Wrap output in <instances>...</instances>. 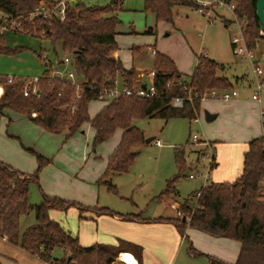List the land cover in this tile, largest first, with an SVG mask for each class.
Here are the masks:
<instances>
[{
    "label": "trees",
    "instance_id": "trees-1",
    "mask_svg": "<svg viewBox=\"0 0 264 264\" xmlns=\"http://www.w3.org/2000/svg\"><path fill=\"white\" fill-rule=\"evenodd\" d=\"M60 1L0 0V24L7 30V18L10 22H17L22 32L30 37L43 36L53 46L61 43L63 52L71 56L74 72L88 83L78 90L68 81L53 77L54 69L50 67L35 84H31L38 93L31 90L25 96L27 79L13 77L9 81V77L1 76L0 92L2 94V87L3 94L0 96V113L19 114L53 134L66 133V139L81 133L83 127L89 124L94 130L93 148L109 141L117 130H123L120 143L109 156L108 166L99 180L109 192L118 194L117 187L108 180L128 173L139 155L134 149L146 141L144 132L134 125L136 120H194L201 111L200 97L205 91L231 90L233 84L220 74L222 65L209 57H199L190 81H186L178 72L175 62L169 56L157 52L153 64L156 72L153 83L157 96L154 99L119 97L111 100L91 118L89 108L93 101L100 100L101 88L115 87L120 77L123 86H135V70L126 69L117 56V26L121 23L118 13L123 10V2L111 0L103 7H87L82 3L68 2L65 20L55 17L29 20L28 14L35 8L45 4L55 5ZM228 1L235 5V14L239 21L245 22L243 35L248 48L255 50L257 42L264 38L256 17L257 0ZM176 7L197 9L198 3L196 0H145L143 11L153 14L157 21L173 23ZM153 32V29L146 28L143 34L151 35ZM24 49L26 48L8 46L5 34H0V55L13 56ZM38 56L42 59L43 53ZM184 84L187 89H192L193 102L185 101L183 107L175 108L170 105L171 99L175 96H187ZM28 151L37 160V169L30 176L0 160V237L18 243L21 249L38 256L45 263L114 264L118 256L129 254H121L122 252H132L126 250L123 243L117 247L104 244L84 247L77 237L49 216L50 210L66 212L70 207H75L84 212L92 210L90 208L46 194H43L40 205L29 204L30 185L35 183L39 186L40 174L51 161L31 149ZM175 157L183 170L186 167L185 151L177 150ZM263 157L262 137L253 139L244 153L243 170L236 180L211 184L198 192L201 193L200 196L196 193L186 199L178 208L181 218H158L154 222H172L182 236L187 228H191L215 238H227L240 243L241 248L235 263L209 257V264H264V201L261 199ZM214 167L215 163L212 169ZM173 184H168L161 199L177 195ZM31 211L35 213L36 223L28 227L19 238V220L22 215ZM95 211L110 214L107 208ZM132 247L135 248L137 260L130 255L125 257L131 258L136 264L137 261L142 264V248ZM56 248L64 253L59 259L52 258ZM189 251L196 252L192 246Z\"/></svg>",
    "mask_w": 264,
    "mask_h": 264
},
{
    "label": "rangeland",
    "instance_id": "rangeland-1",
    "mask_svg": "<svg viewBox=\"0 0 264 264\" xmlns=\"http://www.w3.org/2000/svg\"><path fill=\"white\" fill-rule=\"evenodd\" d=\"M110 1L111 0H77L78 3H82L87 7H103L108 5ZM121 1L123 2V10L118 13V18L122 21L120 25L121 31L128 32L133 28V30L144 32L146 26L150 24L153 25V27L155 26V23H153V16L143 11L145 0ZM213 16L215 17L213 22L209 23L207 17L202 16L199 12L191 8L176 7L174 9L173 23L159 21L160 23L157 26L159 30L157 48H159V44L164 45L171 51L173 57L182 61L183 66L186 68L185 70L191 72L195 70L196 66V64L193 66L192 61L194 60L195 54L199 51L206 53L209 58L222 65L223 70L220 74L227 77L235 89H238L236 79L239 77H244L254 82L253 64L249 60H244L235 56L232 52L231 39L233 36H239V29L236 23H234L233 14L230 10L223 8L219 11L216 10ZM28 17L29 20L34 19L31 18L32 16L30 13ZM5 19L7 30H4L2 24H0V34H5L7 45L10 47H24L26 49L13 56L0 55V77L24 78L28 80L26 83L29 84L30 81L39 79L43 72L52 66L54 69L60 68L65 73L72 70V61L69 64L62 63L66 57L71 60V56L63 52L61 43H57L53 46L51 42L43 36L40 38L30 37L22 32L17 22H10L7 18ZM227 21H230L228 27L225 26V22L227 23ZM167 33L170 35L165 37L164 35ZM121 37L122 35L119 39L120 45L125 41L124 38ZM165 47H163V49ZM140 48L142 51L139 56L135 57V64L143 69H152L154 56L147 52L149 49L148 47L141 46ZM39 53H43L42 59L39 58ZM126 53H128V51ZM253 53V62L258 64L264 71V38L257 42L256 49L253 50ZM129 56L131 57V55ZM190 74L191 73H185L182 75L183 79L190 81ZM261 78L264 80V76ZM1 89L3 94V88L1 87ZM2 94L0 92V96ZM249 95L250 91L240 90L238 98L244 100L249 97ZM110 101L111 100L107 98L93 101L90 105V115L93 117L100 108ZM262 106V109H264V90L262 92ZM249 112L250 107L248 106V113ZM14 115L16 120L8 127H11L10 132H12L11 130H16V144L21 145L22 141L25 142V140H28V143L32 144L31 148L36 144V146L40 148L44 147L47 149L46 152L51 155V157H45L52 161L46 166L50 167V169L47 171L45 170V172L43 169L40 174V179L43 176L45 178L44 188L40 182L39 186L32 183L29 187L28 202L33 206H38L42 203L43 194L46 193L45 189L50 188L48 191H61V187L51 175V173H54L56 170L65 174H71L70 171L74 170V173L80 174V178L84 176L83 178H87V180L91 179L94 173L100 171L102 165L107 166V162L102 163L103 158H109L117 146V140L122 135V130H117L110 142L93 148L92 139L94 132L91 128H88L84 135L75 139H66V136H57L54 134H50L51 138H48L49 136L45 135L49 132L43 135L41 134L43 132L38 130L36 128L37 126L28 118L19 114ZM245 124L246 120L244 118V113H242L240 109H226V107H220L219 117L210 122L206 120L204 113L201 114L197 122L186 118H175L168 122L160 118L136 120L134 125L144 132L146 139L154 138V140L160 141L161 146L157 147L153 140L151 143H146L145 141L144 144L134 149V151L139 152V155L128 173L116 176L115 178L111 177L108 180L117 187L118 194L109 192L105 184L98 180L95 185L97 189H101V202L109 204L112 206L111 209L114 208L113 210H118L116 212L120 214H129L133 212L135 214L139 213V216L143 218H150L155 214L162 215L163 218H181L182 216L178 214L179 205H176V202L182 204L186 199L200 192L206 185L209 186L214 176L213 168L210 170L209 176L211 174V179L208 181H205L203 177L198 179L190 178L192 174L206 175L208 173V160L204 158L206 148L195 142L193 136L198 135L200 141L211 138L213 141H217L216 143H211L215 154L214 163H216V154L218 150L228 155V148L225 147L229 145H227L226 142L232 139L237 141L240 136H245L247 129ZM0 127H4L6 132L7 121L5 122L2 120ZM55 143H58V148L55 147ZM88 143H90V146H87ZM224 143L225 145H223ZM181 149L185 151L186 160V167L183 170L180 169L175 157L176 151ZM28 150L30 149L25 151L28 153L26 157L30 156L31 158H35V155H31ZM32 160L34 161L36 159ZM34 163L36 162L34 161ZM31 170L32 171L27 172H34V169ZM104 172H102V175L100 173L101 177ZM89 181L91 182L92 180ZM170 182L174 183L173 185L177 191V195L165 196L161 199V195L167 189ZM71 188L72 187L68 188L70 190H67L69 191L68 196H70L71 199H65V201L77 203L79 201H77L78 199L76 198L79 197L76 196V191H72ZM86 192H88V189L85 190V193ZM46 195H48V193H46ZM81 197L84 198V196ZM261 199L264 201V198ZM136 207H139V209ZM74 208L75 207H70L67 212L50 210L49 216L52 220L58 222L67 232L78 237L80 236L79 231L81 227L78 213H73V210H76ZM84 212L80 211V215H83ZM35 223L34 211L22 215L19 220V238H21L28 227L33 226ZM159 223L161 224L159 228H163L166 234L170 226L178 232L176 226L172 222L162 221ZM186 231L183 236L180 235V238H182V247H177L174 240L169 241L166 247V256L168 257H166V264H209L208 257L205 255L202 256L199 254L197 256H191L189 249L193 245L190 244L189 241L191 237L190 239L186 238ZM189 236H191L190 233ZM83 241H86L84 237ZM194 247H196V244ZM63 255V251L60 248H56L52 254V258L59 259ZM118 258L120 257L118 256L116 258L114 264L118 262ZM0 264L46 263L21 250L20 246L11 244L0 237Z\"/></svg>",
    "mask_w": 264,
    "mask_h": 264
},
{
    "label": "crops",
    "instance_id": "crops-1",
    "mask_svg": "<svg viewBox=\"0 0 264 264\" xmlns=\"http://www.w3.org/2000/svg\"><path fill=\"white\" fill-rule=\"evenodd\" d=\"M72 3L77 4L78 2L77 0H73ZM150 15H152L154 18L153 23H155V26L153 27V25L150 24L149 26H146L145 29L146 28L153 29L154 32L151 35H144L143 31L139 32V31L133 30L132 27H131L132 29H130L128 32L121 31L120 25L122 21L117 26L116 40H117L118 47H119V50L117 51V56L120 57L126 69L135 70L136 72L135 85L138 86L141 84H149L151 81L149 76L145 75L144 77H142L141 75L146 74L147 72L153 69V68L150 70L143 69L140 66H137L135 64V57L141 54V51H142L140 48L141 46L148 47L149 49H154L156 50V52L169 56L175 62L178 72L181 75H184L185 73H191L190 77H192L194 71L192 70L191 72L189 70H185L186 68L185 66H183L182 61L177 60L175 57H173L171 51L168 48H166L164 45H161V44H159V48H157L158 42H159L158 41L159 30L157 26L159 25L160 22H163V21L159 22L156 20L153 14H150ZM229 24L230 23L225 22L226 27H228ZM121 35H122L121 38H124L125 41L120 45L119 39ZM169 35L170 34L167 33L164 36L168 37ZM261 35L262 37H264L262 33ZM153 41H154V44H153ZM163 47L165 48L163 49ZM149 49L147 50L148 53H149ZM126 50L128 51V53H126L127 52ZM200 53H202V51H199L197 54H195L194 60H192L193 66L195 64L197 65V57ZM129 55H131V57ZM58 69L61 70L60 68ZM122 82H123L122 78L120 77L118 79V85L123 86ZM236 84L238 85L239 90L236 89L238 90V92H240V90L250 91L249 97H247L244 100H240L238 96L230 101L212 100V99L204 100L201 102V111L198 114L197 118L194 120H191L195 122L199 121L201 114L202 113L205 114V112H209L212 115H216L215 119H217L220 115V107L222 108L226 107V109H234V110L240 109L241 112L244 113V118L246 120L245 125L247 126L245 136L243 137L240 136L237 141L235 139H232L226 142V144L230 146V147L229 146L225 147V148H228V155L223 154L221 151L219 152V150L217 152V148H216L217 154H216V163H215V167L213 171L214 176L212 175L214 180L212 179V182H210L211 184H220L223 182H233L234 180H236L242 173L244 153L248 150L249 142L252 141L253 139L262 137V134L264 131L262 123H261V116H260V112L263 106L262 104H258L257 102L251 99V95L253 91V81L248 80L244 77L243 78L239 77L236 79ZM233 89H235L234 86H233ZM248 106L250 107L249 113H248ZM102 108H100V110ZM89 112H90V108H89ZM96 114L93 117L90 115L91 118H94ZM14 116L15 115L13 113L6 112L4 115L0 113V126H1L2 120L5 122L7 121L6 132L4 130V127H0V160L10 165L14 169L20 172L26 173L30 176L37 169V160H34L36 162L34 163L32 159H36V156L35 158H31L30 156L26 157V154L28 153H26L25 151L27 149H31L34 152L42 156L45 155L44 157L46 156L51 157V155L48 154V152H46L47 149H45L44 147L40 148L36 146V144L35 146H33V148H31L32 144H29L28 140H25V142L22 141L21 145L16 144V130H11L12 132H10L11 127H8L16 120V117ZM215 119L211 121H214ZM36 128L40 130L41 132H43L41 133L43 135L49 132L47 133L49 135L46 134L45 136H49L48 138H51L50 134H53V133L39 126H37ZM88 128H91V127L89 124H86L83 127V130L81 133L73 136L70 139H73V138L75 139L81 135H84L87 132ZM65 134L66 133L54 134V135L65 136ZM121 134H123V130ZM113 137L110 140H112ZM121 137H119V139L117 140V146L120 143ZM110 140L105 143H102L101 145L110 142ZM206 140L211 143L217 142V141H213L212 138L206 139ZM54 145L57 148L59 147L58 143H55ZM223 145H225V143ZM87 146H90V143H88ZM157 147H160V146H157ZM106 162L108 166V158H105V159L103 158L102 163H106ZM107 166L102 165L100 168V171L99 172L97 171V173H94L91 179H89V180H92L91 182L87 180V178H83L84 176L80 178L79 177L80 174L74 173L73 172L74 170L70 171L71 174L61 173L59 170H56L54 173H51V175L56 180L58 185L61 187V191H48L50 188H47L45 189V192L48 193L47 196H50V197L59 196V198L63 200L71 199L70 196H68L69 191L67 190H70L68 188L72 187L71 188L72 191H76L75 194L77 197H79V198H76L78 199L77 201H79L77 203L82 206L84 205V207L92 209L89 211H85L83 215H80L81 213L78 208H74L76 210H73V213L77 212L79 215L78 217L80 221V227L82 229L80 228V231H79L80 236H78L77 238L79 239V242L82 246L87 247V246H91L94 244H104L108 246L117 247L121 243H123V245L127 247L126 250L132 251L133 253L132 252H122L121 254L129 253L122 257L130 255L136 259L135 254H134L135 248L132 247V246H136V247L142 248V264H166V261L168 258L166 256V253H167L166 247L169 241L174 240V243H176L177 247H180V246L182 247V243H181L182 238H180V234H178L176 229L172 228L171 226L169 227L167 234L163 228H159L161 224L159 222L158 223L154 222V220L158 218H163L162 215L155 214L154 216L150 218H145V217L143 218L142 216H139V213L135 214L132 212L129 214H120L119 212H116L118 210H113L114 208L111 209L112 206H110L109 204L102 203L100 200L101 189L100 188L97 189L95 184L98 182V180H100L101 178L100 173L102 175V172H104ZM31 169H34L33 170L34 172H27V171H32ZM49 169L50 167H46L44 168L43 171L45 172V170L47 171ZM113 177L115 178L116 176H113ZM210 179H211V174H210ZM39 182L42 183V186L44 188V182H45L44 176L39 180ZM69 183H70V186H69ZM263 188H264V185H263ZM87 189H88V192L85 193V190ZM81 196H84V198H82ZM262 198H264V195L262 196ZM176 205H179L180 207L181 204L176 202ZM103 208L109 209L110 214H101L100 212L98 213L95 211L96 209H103ZM136 208L139 209V207H136ZM186 233H187L186 235L187 239H190L191 237L189 241H190V244L193 245L192 247H194V245L196 244V247H194L196 254L191 253L189 251L191 253V256H197L200 254L202 256L204 255L207 256L208 260H209V257H217L228 263L236 262L240 248H241V245L239 242L235 240L227 239V238H215L205 233H202L200 231H197L195 229H191V228H187ZM189 233L191 234V236H189ZM83 237L86 239L85 242L83 241ZM1 239L6 240L7 242L11 244H14V245L16 244V246H19L18 243L11 242L6 237L5 238L1 237ZM27 253L29 255L31 254L29 252ZM31 256H33L34 258L40 259L36 255L31 254ZM40 260L43 261L42 259ZM137 264H139L138 261H137Z\"/></svg>",
    "mask_w": 264,
    "mask_h": 264
},
{
    "label": "built area",
    "instance_id": "built-area-1",
    "mask_svg": "<svg viewBox=\"0 0 264 264\" xmlns=\"http://www.w3.org/2000/svg\"><path fill=\"white\" fill-rule=\"evenodd\" d=\"M68 2H73V0H61L59 3L52 5V4H45L41 5L35 10L30 13L32 16L31 18H44V19H51V18H58L60 20H65L66 18V9H67V4ZM198 3V8L193 9L197 12H199L202 16L207 17L208 22L212 23L214 20L215 11L220 10L223 8H226L231 11V13L234 16V23H236V26L239 29V36H233L231 39V45H232V52L235 56L240 57L241 59L244 60H249L253 64V74L255 76L254 82H253V91L251 95V99L258 104H262V92L264 90V80H262V76H264V71L263 69L253 62L254 59V53L253 50L249 49L246 43V40L244 38L243 32H244V26L245 22L241 23L235 14V5L233 3H230L228 0H196ZM4 30L6 29L5 26H3ZM149 53L152 54L153 56L156 55V50L154 49H149ZM208 57V55L204 52L200 53L197 57V64L199 63V57ZM71 60L66 57L63 63L69 64ZM149 76L151 79L149 84H141L138 86H134L132 88L126 87V86H119L116 85L113 88H107L103 87L100 89V99H116L119 97H135V98H143V99H154L157 96V90L156 87L153 83V80L156 76V72L154 70H151L147 72L146 74H142L141 76ZM53 77L68 81L71 83L73 86H75L78 90L84 88V86L88 83L82 79H79L77 74L74 72L72 69L68 73H65L63 70L56 69L54 70ZM12 78H9V81H11ZM38 81V79H34L29 82L25 86L24 89V95L28 96L29 92L32 90L33 93H38L36 87H31V84H35ZM180 84H183L181 81L179 82ZM184 88L187 91V96L186 97H180V96H175L171 99L170 105L175 107V108H181L183 107L185 101H189L190 103L193 102V97H192V89H187L185 87V84L183 85ZM239 96V92L236 89H231V90H208L205 91L201 97L200 100L201 102L204 100H222V101H230L236 97ZM79 97V94L77 95ZM36 114H34L35 116ZM261 116V123L264 129V109H261L260 112ZM262 139H263V155H264V131L262 134ZM193 140L199 145H202L206 148L204 152V158L208 160V173L206 175H190L191 179H198L203 177L205 181H208L210 179L209 173L210 170H212V167L215 162V154L213 151V147L211 142L209 141H200L198 135L193 136ZM154 144L156 146H161L160 141L154 140ZM262 167L264 168V157H263V163ZM262 184L264 185V178L262 180ZM211 185V184H209ZM207 186V185H206ZM264 190V188H263ZM264 192V191H263ZM201 193H198V196H200ZM178 214L181 216V214L178 212ZM46 264H55L54 262L50 261L47 262Z\"/></svg>",
    "mask_w": 264,
    "mask_h": 264
},
{
    "label": "water",
    "instance_id": "water-1",
    "mask_svg": "<svg viewBox=\"0 0 264 264\" xmlns=\"http://www.w3.org/2000/svg\"><path fill=\"white\" fill-rule=\"evenodd\" d=\"M256 17L259 21L261 33L264 35V0L256 1ZM79 79H82V76H79ZM205 115L208 121H211L216 117V115H212L209 112H205ZM153 140L154 138L146 139V143H151Z\"/></svg>",
    "mask_w": 264,
    "mask_h": 264
},
{
    "label": "bare ground",
    "instance_id": "bare-ground-1",
    "mask_svg": "<svg viewBox=\"0 0 264 264\" xmlns=\"http://www.w3.org/2000/svg\"><path fill=\"white\" fill-rule=\"evenodd\" d=\"M116 264H135L134 261L130 260L127 257L118 258V262Z\"/></svg>",
    "mask_w": 264,
    "mask_h": 264
}]
</instances>
